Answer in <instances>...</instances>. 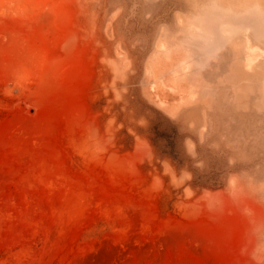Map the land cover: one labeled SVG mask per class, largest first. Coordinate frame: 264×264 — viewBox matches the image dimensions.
Wrapping results in <instances>:
<instances>
[{
    "label": "rangeland",
    "instance_id": "374dc122",
    "mask_svg": "<svg viewBox=\"0 0 264 264\" xmlns=\"http://www.w3.org/2000/svg\"><path fill=\"white\" fill-rule=\"evenodd\" d=\"M0 264H264V0H0Z\"/></svg>",
    "mask_w": 264,
    "mask_h": 264
},
{
    "label": "bare ground",
    "instance_id": "6f19581e",
    "mask_svg": "<svg viewBox=\"0 0 264 264\" xmlns=\"http://www.w3.org/2000/svg\"><path fill=\"white\" fill-rule=\"evenodd\" d=\"M27 107V106H26Z\"/></svg>",
    "mask_w": 264,
    "mask_h": 264
}]
</instances>
